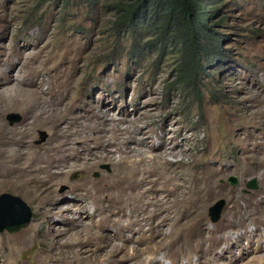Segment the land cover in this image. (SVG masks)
I'll return each mask as SVG.
<instances>
[{
  "label": "rangeland",
  "instance_id": "obj_1",
  "mask_svg": "<svg viewBox=\"0 0 264 264\" xmlns=\"http://www.w3.org/2000/svg\"><path fill=\"white\" fill-rule=\"evenodd\" d=\"M221 17L224 23L217 30L223 34V58L207 70L201 84L202 96L198 97L173 89L174 59L170 56L157 63L152 59L142 64L131 62L130 41L110 31L112 15L83 5L65 8L61 0H0V83L15 79L10 85V95L0 99V125H4L0 131L1 151L20 147L18 143L16 146L4 143L15 132L26 133L35 148L58 141L55 130H59L61 123H57L60 107L46 104L48 97L44 94L50 91L57 95L55 98H64V102L73 100L74 110L84 115L80 138L91 140L94 133L89 127L98 122L97 118L89 120V117L108 111V117L117 122L112 125L129 127L128 135L133 139H147L149 144L164 142L169 152L176 146L175 155L161 151L167 160L176 163L174 169L182 174L187 188L191 187L184 190L173 184L146 195H142V190H133L119 197L122 193L109 190V185L123 173L122 167L110 160L101 162L103 151L89 140L79 145L83 159L75 162L84 166V170L61 183L48 177L47 182L52 181L48 182L52 187L47 188L49 191L26 188L14 173L0 174V195L21 197L34 214L32 222L18 232L0 233V264L212 263L205 245L203 253L193 248L210 234L224 236L230 207L226 189L239 191L244 197L262 189L259 178L239 172L229 174L225 170L246 162L247 148L251 149L250 154H256L259 148L255 144L264 139L253 140L250 136L251 132L262 136L264 118H250L245 112L257 106L264 110V0H226L218 19ZM33 82L39 88L32 90L39 95L21 92L22 84ZM31 98L42 102L36 105L27 102ZM12 113L20 114L22 121L10 124L7 116ZM249 121L256 122L260 130H252ZM4 132L10 135L4 136ZM41 132L47 134L44 141ZM132 143L129 146L135 147V140ZM139 150L147 155L161 154L148 147L138 146ZM5 163L15 165L11 161ZM89 164H94V168ZM232 178L237 180L235 184ZM87 180L101 191L100 207L74 187ZM252 180H256L258 189L248 187ZM131 193L140 195L141 201L126 198ZM119 199L124 204L122 217ZM220 200L225 206L221 219L213 223L209 210ZM197 215L200 217L195 220L201 221L198 228L186 232L191 240L168 238L165 246L158 249L155 244L164 238L153 240L155 243L146 240L154 220H166L162 232L169 235L177 231L172 226L175 220H179L180 228ZM100 220H108L102 228L95 226ZM233 223L236 225L233 238L255 230L254 226L243 229L240 219ZM72 236L91 239L84 246L77 241H73L76 246L69 245ZM248 242L249 239L244 240L245 245ZM180 243L187 244L186 251L181 252ZM229 256L226 254L217 264H226ZM248 258L239 264H247Z\"/></svg>",
  "mask_w": 264,
  "mask_h": 264
},
{
  "label": "bare ground",
  "instance_id": "obj_2",
  "mask_svg": "<svg viewBox=\"0 0 264 264\" xmlns=\"http://www.w3.org/2000/svg\"><path fill=\"white\" fill-rule=\"evenodd\" d=\"M13 81H15L14 78L7 81L6 83L3 82L0 83V89H1L0 99L1 96L10 95L11 93L10 85ZM21 86H23L24 88L21 90V92L24 93L25 95H30V96L39 95L38 93H36V91L32 90L34 89V87L39 88L38 85L36 86V83L33 82L29 84H22ZM48 92L49 93L46 94L42 93L48 97L46 98V104L48 106L53 105L54 107L57 108L60 107L61 109V110L59 108L57 109L59 111V113H57L59 116L57 118V123L61 122L60 125L58 124L59 130L56 131L54 129L58 141H56V143L54 144L51 143L44 148H35L32 147L31 145L32 138H28V135L26 133L21 131V132H15V135L14 134L10 135L8 132H4L3 135L4 136L10 135L11 139L8 141H4L2 139L1 145L3 144L4 141V143H6L7 145L15 144L16 146V144L18 143L20 147L18 149L16 148L14 151L12 149L10 151V148L8 149V151H1L0 149V174H2L3 176L6 173L9 174L14 173V175H17V177L21 179V184L23 186H25L26 188L28 186V188L30 187L35 190H41V191L50 187L48 182H52V181L47 182L48 177L49 178L54 177V179L56 178L58 182L61 183V182H65L70 177L71 174L77 172L78 170L80 172L84 170V166L82 167L77 166L75 165V162L77 163L79 158L82 156L81 155L82 152L79 145L81 146L86 144L87 140L90 139V137L80 138L81 136L80 127L83 126L81 124V121L83 120L84 115L81 112H79L78 109L74 110L75 108L74 101L69 100L68 103L66 101L65 103L64 98L62 97L55 98V96L57 95L54 96L52 93H50V91ZM40 100L31 98L27 102H31V104L36 105V103L42 102ZM260 107L261 106L259 107L257 106L246 110L245 111L246 116L248 115L250 118L252 117L254 118V116H260L264 118V110L261 109ZM55 113L52 114L55 115ZM107 113L108 111L105 113L103 112L104 115L102 116H99L94 113L89 117V120H94L95 118H97L96 122H98V124L95 123L94 125H90L89 127V129L94 133V135L91 137V140L89 141L93 142L95 146H99L98 148H100V150L103 151L102 156L100 157L101 162L110 160L115 164V166L122 167L123 169L120 170V172L122 171L123 173L120 176H118V178L115 181H113L112 184L109 185V190L113 189L119 191V193L121 192L123 195L120 193L121 195L119 197H124L125 192L127 194L128 193L127 191H133V190L134 191L142 190L143 192L142 195H146L148 191L166 190L167 188H169L170 185L173 184H175L176 185L175 187L177 188L190 190L191 187L189 186L188 189L187 183L185 181H182V174L177 172L176 169H174L176 163L167 160L165 158V154H163L161 151L164 150L165 153H167L168 155L169 154L175 155L176 153L174 152L176 151L177 148L176 146L174 147V150H170L169 152L168 149L166 148L168 145L164 146L163 145L164 142L149 144L150 141L148 142L147 139H137V138L133 139V137L128 135V133L130 132L129 127L122 128L120 126L116 127L112 125L114 122L115 125L117 124L116 119L114 117L110 119ZM52 114L50 116H52ZM118 121L120 122L121 119H118ZM249 123L252 124V130L255 131L260 130L261 127L256 125V122L254 123L252 121H249ZM110 127L111 130L108 129ZM3 128L4 125L1 124L0 131H2ZM261 134L262 136L259 133L257 134L251 132L250 136L252 137L253 140H260L264 138V129L261 132ZM116 137H119L118 139L119 141L116 140L117 139ZM133 140H135V144H134L135 147H130L129 145L133 144L132 143ZM116 141L118 142L117 144ZM136 142L138 143V145H136ZM4 146L6 145H3V147ZM138 146L144 148L148 147L150 151L152 152L155 151L156 153L157 151H161V154L147 155L146 153H143L144 151L142 152V150L140 153V150L138 151ZM254 147L259 148L256 154L253 155L250 154L251 149L248 147L246 162L244 161L238 162L236 166L227 168L225 172L229 174H235L239 172L240 174L242 175L246 174L249 177H257L261 181L262 189L249 197H244L241 193H239V191H234L232 188H227L225 191V195L229 201L230 207L227 211V215L225 219L224 236L217 237L214 234H210L204 240L202 239L201 241H199V243L197 242L198 243L197 246L193 248L195 250L198 249V251L200 250V252L203 253L202 247L203 245H205V247H207L209 254H211L210 256L211 257L210 260L212 262L211 264H217V262L220 259H223L224 256H226V254L231 255V257L229 256L230 259H228V262L226 264H239L242 261H244V259L247 257H250L247 259L248 260L247 264H264V232H263L264 231V139L263 142H257ZM244 151L245 149L243 150L242 158H244ZM133 152L139 154L136 156H132L131 153ZM117 155L118 158L116 159ZM82 159L83 158H80V160ZM6 161L13 162L15 164L14 167H11L9 164L5 163ZM89 165H91V168H94V164H89ZM214 183H216L215 180ZM74 187L79 191H81L82 193H86L87 195H89L90 198H92L94 204L98 202L96 207L97 206L100 207L101 203L99 200V194L101 191L100 189L95 188L94 185H92V183L90 182V180L84 181L83 183L80 184H76ZM212 187L213 185H211V192H214L212 190ZM47 190L49 191V189ZM133 195L134 194L131 193L127 195L126 198L133 199L135 202L141 201L140 195L137 196L136 195L133 196ZM118 204L120 205L119 212L122 213L120 214V216L122 217L124 214L123 212L124 204L121 203L120 199L118 200ZM242 204H244V207L242 206ZM111 215L115 216L114 214ZM197 217H200V215H197L193 220H188L185 223V225L181 226L180 228H178L177 226V224L180 225V223L178 222L179 220H175L172 226L176 227L177 231L169 235L162 232V224L166 220H154L152 227L149 229V233H150L149 236L145 235L146 240H148V242L149 241L152 242L153 240H156L159 237L164 238L163 241L157 242L155 244L157 249L158 247L160 248L161 246L162 247L165 246L166 244L165 239L168 238L169 239L171 238L172 241H178L184 238H186L184 240H188V239L191 240L192 237L189 238V235L186 232L189 230H191V232L192 231L194 232V230L198 228V224H200L201 221L195 220L197 219ZM239 219L241 221L240 226L243 229L249 226H254L255 230L252 232L246 231L243 234L237 236L236 238H233L231 237L232 232L236 230V227L234 228V226L236 225H234L233 222ZM105 221L108 220L96 221L97 223H95V226L98 225L97 227L102 228ZM135 221H137L136 223H140L139 220H135ZM94 237L95 236H93V238ZM90 239L91 238H89V240ZM245 239H249L247 245L244 244ZM89 240L81 237L72 236L68 241H70L69 245L76 246L78 244L79 246L80 245L84 246V244H86V242H88ZM73 241H77V244L74 243ZM170 245L173 246V243ZM178 247L179 249H181V252L182 250L186 251L185 249H187V244L184 243L181 245L180 243ZM204 251H206V249ZM218 251L221 252L219 253ZM236 251H240L241 255L235 254ZM128 256L130 255L127 254V257Z\"/></svg>",
  "mask_w": 264,
  "mask_h": 264
},
{
  "label": "trees",
  "instance_id": "obj_3",
  "mask_svg": "<svg viewBox=\"0 0 264 264\" xmlns=\"http://www.w3.org/2000/svg\"><path fill=\"white\" fill-rule=\"evenodd\" d=\"M224 1L61 0L65 8L83 5L112 15L110 31L130 41L131 62L173 58V89L198 97L207 70L223 58V34L217 29L224 23V17L218 19Z\"/></svg>",
  "mask_w": 264,
  "mask_h": 264
},
{
  "label": "water",
  "instance_id": "obj_4",
  "mask_svg": "<svg viewBox=\"0 0 264 264\" xmlns=\"http://www.w3.org/2000/svg\"><path fill=\"white\" fill-rule=\"evenodd\" d=\"M10 124L19 123L22 121V116L17 113H12L7 116ZM42 140H46L47 134L41 132ZM231 181L236 183V179ZM250 189H258L256 180L248 183ZM225 206L223 200L218 201L209 210V218L213 223H217L221 219V215ZM34 214L28 204L21 198L10 193H3L0 195V233L18 232L22 228L29 225L33 220Z\"/></svg>",
  "mask_w": 264,
  "mask_h": 264
}]
</instances>
